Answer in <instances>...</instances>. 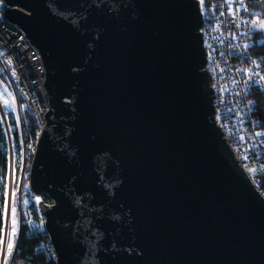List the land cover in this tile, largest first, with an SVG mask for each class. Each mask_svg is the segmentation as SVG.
<instances>
[{"label":"water","instance_id":"water-1","mask_svg":"<svg viewBox=\"0 0 264 264\" xmlns=\"http://www.w3.org/2000/svg\"><path fill=\"white\" fill-rule=\"evenodd\" d=\"M45 69L29 162L55 264H264V196L214 121L198 0H1Z\"/></svg>","mask_w":264,"mask_h":264},{"label":"built area","instance_id":"built-area-1","mask_svg":"<svg viewBox=\"0 0 264 264\" xmlns=\"http://www.w3.org/2000/svg\"><path fill=\"white\" fill-rule=\"evenodd\" d=\"M4 10L0 9V119L6 133L12 120L21 131L24 116L28 114L36 123L39 135L45 125L47 110L42 90L45 69L38 51L29 43L22 29L11 26L2 17ZM247 11L246 0H218L209 10L208 21L202 24L201 33L206 53L205 68L214 96L215 124L249 175L264 173L262 167L253 164L255 156L264 154V132L253 114L257 108L256 98L264 96V57L251 55L256 31L260 29L257 23L262 20L250 17ZM5 101L10 107L5 105ZM19 112L22 118L18 117ZM32 153L23 154V163L28 159L26 166H29ZM241 158H246L247 162ZM8 167L10 175L11 157ZM21 172L24 173V164ZM22 184L20 181L18 188ZM18 192L21 193L19 189ZM33 197L29 191L28 203L24 207L18 205L17 233H21L22 229L29 232L42 229L45 232V220L37 207L42 199L32 202ZM44 203L48 205L50 202ZM4 221L0 264H22L15 262L19 254L18 237L14 238L13 253L8 255L6 251V233L10 231L6 225L10 224ZM39 250L53 254L48 239L36 247L35 251Z\"/></svg>","mask_w":264,"mask_h":264},{"label":"trees","instance_id":"trees-1","mask_svg":"<svg viewBox=\"0 0 264 264\" xmlns=\"http://www.w3.org/2000/svg\"><path fill=\"white\" fill-rule=\"evenodd\" d=\"M202 12L203 23L208 21L207 15L209 10L216 4L218 0H198ZM248 6V15L253 18H260L264 24V0H246ZM6 7L3 3H0V9L4 10ZM256 10H260L255 14ZM256 43L251 48L253 52L251 55L257 57L261 55L264 57V29L260 28L255 34ZM257 108L254 110V116L260 124L259 128L264 132V96L260 95L256 98ZM22 130H18L13 124V120L9 122V132L6 133L4 125L0 119V239L2 237V229L4 224L3 208L6 202V187L9 181V161L12 158L13 168L17 171L18 166L23 160V154L27 155L32 153L35 148V141L38 137V129L34 120L27 114L23 119ZM243 162H247L246 158H241ZM253 164L264 169V154L254 157ZM14 170V169H13ZM249 178L255 183V186L259 191L264 194V173H252L249 174ZM26 184L24 185V188ZM25 188V194L27 193ZM43 201L48 202L49 199L42 196ZM28 203V202H27ZM34 209V207L32 208ZM35 210V209H34ZM20 239V251L16 259V263L22 264H55L53 254L43 251H35L36 247L40 243L46 242L47 236L42 229L32 230L26 232L22 229ZM1 246V243H0Z\"/></svg>","mask_w":264,"mask_h":264},{"label":"rangeland","instance_id":"rangeland-1","mask_svg":"<svg viewBox=\"0 0 264 264\" xmlns=\"http://www.w3.org/2000/svg\"><path fill=\"white\" fill-rule=\"evenodd\" d=\"M260 10H256L255 14L259 13ZM257 26L264 29V24L262 22H258L257 23ZM3 112V111H2ZM23 111H21L22 113ZM20 112L18 113V117L22 118V114ZM13 117H14V114H12ZM26 115V114H25ZM27 161L28 159H26V161H24L23 163V160H21V163L19 164V168L17 171H15L16 169L13 168V162H12V173L9 175V181H8V185L6 187L7 191H6V196H5V200L7 201V205H8V208H9V216H8V219L6 220L9 224L11 222V207L13 206V196H12V193L15 192V206H16V210L18 209V205L21 204L22 207H24L23 205H26L24 203V201H28L27 199V196L29 195V188H28V171H29V166H26L27 164ZM24 164V173L21 172L22 171V165ZM21 166V167H20ZM14 169V170H13ZM27 170V172H26ZM10 173V172H9ZM23 183L22 185H20V188H18V184L20 183ZM26 184V187L25 188H28L27 189V193L25 194V188H24V185ZM18 189L20 190L21 193L18 192ZM19 194H20V199H18L19 197ZM42 198L39 197V196H34L33 197V200L32 202H35L37 200H41ZM18 212V210H17ZM17 220V218H16ZM4 221V219H3ZM5 222V221H4ZM7 223V224H8ZM4 225V224H3ZM17 227H18V224H17ZM26 231V230H25ZM23 232V231H22ZM21 233H17L16 237L19 238V240L17 241L19 246L17 247V253H19L20 251V239H21ZM28 232V231H26Z\"/></svg>","mask_w":264,"mask_h":264},{"label":"snow or ice","instance_id":"snow-or-ice-1","mask_svg":"<svg viewBox=\"0 0 264 264\" xmlns=\"http://www.w3.org/2000/svg\"><path fill=\"white\" fill-rule=\"evenodd\" d=\"M201 2H203V0H201ZM262 79H264V77H262ZM5 105L10 107L7 101H5ZM12 196H13V206L11 207V222L10 225H6V227H10V231H7L6 233L7 234L6 251L8 255H11L13 253L14 238L17 235V220H16L17 210L15 207V192L12 193ZM24 203L27 204V201L25 200ZM3 215H4V219L7 220L9 216V208L7 202H5L4 204ZM0 243H3L2 239H0Z\"/></svg>","mask_w":264,"mask_h":264},{"label":"bare ground","instance_id":"bare-ground-1","mask_svg":"<svg viewBox=\"0 0 264 264\" xmlns=\"http://www.w3.org/2000/svg\"><path fill=\"white\" fill-rule=\"evenodd\" d=\"M7 202V201H6Z\"/></svg>","mask_w":264,"mask_h":264}]
</instances>
